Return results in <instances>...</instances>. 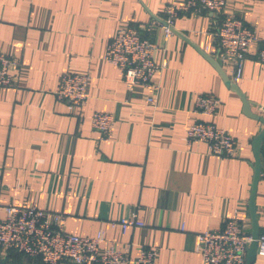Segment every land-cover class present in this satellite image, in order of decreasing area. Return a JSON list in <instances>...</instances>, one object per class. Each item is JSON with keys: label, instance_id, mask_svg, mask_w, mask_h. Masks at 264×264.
Segmentation results:
<instances>
[{"label": "crops", "instance_id": "0c3cea01", "mask_svg": "<svg viewBox=\"0 0 264 264\" xmlns=\"http://www.w3.org/2000/svg\"><path fill=\"white\" fill-rule=\"evenodd\" d=\"M184 1L0 0V52L20 62L16 87H0V206L63 214L66 233H101L102 248L124 251L132 261L142 249L154 250L153 264H201L196 235L221 230L232 219L250 233L252 141L263 126L243 113L225 77L263 117L258 49L264 44V0H225L220 15L180 14L165 37L164 7ZM225 15L240 17L258 38L237 82L230 63L220 71L206 57L218 61L216 31ZM126 24L143 26L159 47L154 60L164 66L155 79L154 107L145 101V88L128 89L120 71L103 60L107 43ZM68 71L90 77L87 99L72 112L54 94ZM207 94L219 101L212 117L193 107L197 95ZM96 112L114 117L109 140L91 128ZM200 121L231 134L236 156L217 158L203 142L188 144L186 129ZM255 210L262 233V178ZM131 214L144 227H111ZM254 264H264V257Z\"/></svg>", "mask_w": 264, "mask_h": 264}, {"label": "built area", "instance_id": "2783aa9c", "mask_svg": "<svg viewBox=\"0 0 264 264\" xmlns=\"http://www.w3.org/2000/svg\"><path fill=\"white\" fill-rule=\"evenodd\" d=\"M225 0H185L164 7L162 30L165 37L171 34L173 22L180 14H222ZM143 26L126 24L120 27L105 47L103 60L117 68L121 80L128 89L141 86L147 90L145 101L156 105V75L164 64L154 60L158 45L145 36ZM258 42L257 34L234 15H225L216 31L215 57L222 64L230 63L232 80L242 77L245 57ZM258 60L264 65V44L258 49ZM20 62L0 52V87L14 88ZM89 75L68 71L59 77L55 91L56 100L67 105L72 112L83 105L88 97ZM194 110L212 117L217 113L219 101L212 95H197ZM91 128L101 139L112 137L114 117L109 113L96 112L90 119ZM188 144L203 142L210 155L217 158H233L237 154L236 139L224 129L207 122H195L185 132ZM264 149V142L263 147ZM264 155V154H263ZM260 178L264 179V162ZM65 216L36 207L0 206V259L16 253L27 260L40 264H153L156 252L142 249L134 261L128 254L117 249L102 248L103 235L81 237L64 230ZM111 227L125 232L129 228H142L144 223L135 214L110 222ZM196 248L201 264H245L246 250L251 243L247 226L239 219H232L221 230L205 231L196 235ZM257 256L264 257V232L257 239Z\"/></svg>", "mask_w": 264, "mask_h": 264}, {"label": "water", "instance_id": "95a60500", "mask_svg": "<svg viewBox=\"0 0 264 264\" xmlns=\"http://www.w3.org/2000/svg\"><path fill=\"white\" fill-rule=\"evenodd\" d=\"M206 57L211 61L212 65L217 69L221 71V64L208 57ZM226 82L230 86L231 90L235 92L238 97L240 98L242 105H243V113L252 119L259 120L260 123H262V130L254 137L252 141V152L254 156V164H253V179L251 184V192L248 202V212L250 217V236H251V243L248 245L246 250V261L245 264H254L256 257H257V239L259 236V224L257 221V214L255 210V193L257 190V185L260 180V172L262 167L261 162V151L263 147L264 142V116L259 117L257 115H254L250 109L249 102L245 99L244 95L241 93V91L238 89L236 83H231L227 77ZM0 264H6L4 262H0Z\"/></svg>", "mask_w": 264, "mask_h": 264}, {"label": "trees", "instance_id": "16d2710c", "mask_svg": "<svg viewBox=\"0 0 264 264\" xmlns=\"http://www.w3.org/2000/svg\"><path fill=\"white\" fill-rule=\"evenodd\" d=\"M263 154H264V149H262V151H261V155H263ZM21 260H22V257L20 255H18L16 253H10L7 258L0 259V262H4L6 264H22ZM37 262H39V261L37 260Z\"/></svg>", "mask_w": 264, "mask_h": 264}]
</instances>
